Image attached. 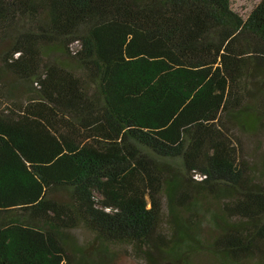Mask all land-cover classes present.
Wrapping results in <instances>:
<instances>
[{"label":"trees","instance_id":"obj_1","mask_svg":"<svg viewBox=\"0 0 264 264\" xmlns=\"http://www.w3.org/2000/svg\"><path fill=\"white\" fill-rule=\"evenodd\" d=\"M260 134L264 0H0V264H264Z\"/></svg>","mask_w":264,"mask_h":264},{"label":"rangeland","instance_id":"obj_2","mask_svg":"<svg viewBox=\"0 0 264 264\" xmlns=\"http://www.w3.org/2000/svg\"><path fill=\"white\" fill-rule=\"evenodd\" d=\"M74 45V44H73ZM245 152L251 156L264 150V134L248 136H242ZM194 177L199 178L198 174H194ZM72 234L78 240V242L84 246H89L93 241V234L83 227L72 230ZM110 250L117 255L116 261L111 264H145L144 258L137 254L133 248L125 244H114L110 246ZM191 264H215V262L207 255L194 256L191 260Z\"/></svg>","mask_w":264,"mask_h":264}]
</instances>
